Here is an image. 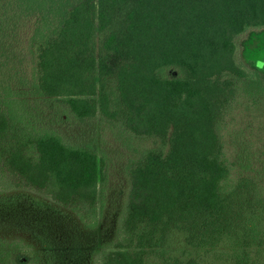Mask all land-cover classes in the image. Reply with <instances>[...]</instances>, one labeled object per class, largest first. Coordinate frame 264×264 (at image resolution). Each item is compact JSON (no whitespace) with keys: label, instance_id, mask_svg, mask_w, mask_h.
Wrapping results in <instances>:
<instances>
[{"label":"trees","instance_id":"16d2710c","mask_svg":"<svg viewBox=\"0 0 264 264\" xmlns=\"http://www.w3.org/2000/svg\"><path fill=\"white\" fill-rule=\"evenodd\" d=\"M251 31H264V0H0L1 161L14 179L92 212L107 181L99 153L67 146L38 101H62L76 122H121L168 151L147 152L131 170L127 244L104 264H147L153 254L200 264L204 251L259 264L246 247L264 243V161L240 153L232 165L251 174L223 190L232 168L216 131L240 82L256 107L264 102V64L241 60L237 43ZM175 235L191 251L184 260L165 257Z\"/></svg>","mask_w":264,"mask_h":264},{"label":"rangeland","instance_id":"374dc122","mask_svg":"<svg viewBox=\"0 0 264 264\" xmlns=\"http://www.w3.org/2000/svg\"><path fill=\"white\" fill-rule=\"evenodd\" d=\"M22 37L27 39L29 36ZM237 43L241 60L264 64V31H251L239 37ZM260 73L264 82V69H260ZM166 76L175 78L179 74L177 70L169 69ZM238 87L237 100L216 127L224 158L232 168L229 181L222 185L223 190L239 173L251 174L232 165L238 163L240 153L244 155L249 151L250 161L256 167L264 161V102L256 107L250 98V87L244 81ZM2 101L0 99V103ZM38 102L43 122L48 128L57 130L67 146L93 144L96 147L107 180L105 190L99 196L95 211H89L88 207L72 209L54 201L44 188L21 176L14 179L0 159V264H46L47 252L53 264H104L116 246L127 244L123 225L131 189V170L147 152L161 149L167 153L168 147L158 139L131 134L121 122L110 125L99 120L81 123L68 119L65 115L67 109L57 99L44 98ZM27 157L37 159L32 146L28 148ZM87 223H96V227L90 228ZM246 249L250 252L249 258L264 264V243ZM164 250L166 258L183 260L191 252L176 235ZM206 252H203L200 264H231L216 252ZM147 264L165 263L161 255L153 254Z\"/></svg>","mask_w":264,"mask_h":264}]
</instances>
